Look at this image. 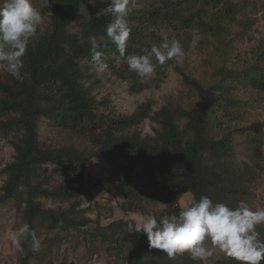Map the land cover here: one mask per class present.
<instances>
[{
	"label": "trees",
	"instance_id": "obj_1",
	"mask_svg": "<svg viewBox=\"0 0 264 264\" xmlns=\"http://www.w3.org/2000/svg\"><path fill=\"white\" fill-rule=\"evenodd\" d=\"M183 1L192 5L215 4L214 7L223 2L222 18L229 10L237 8V4H233L237 0ZM38 2L48 14L49 29L32 37L23 57L22 81L0 72V118L4 119L0 120V136L14 137L13 161L2 170L5 180L0 187V206L17 201L18 207H22L23 225L30 226V233L21 238L23 250L19 251L25 255L19 258V264H29L31 257L37 255L38 250H32L31 233L40 229L61 234L85 229L90 224L89 219L74 213V208L80 204V199H76L80 196L79 190L70 189L68 183L51 186L52 177L45 169L47 165L64 174H75L77 181L82 179L92 158L102 155L119 159L124 173L111 190L130 194L127 206H122L125 213L131 211L133 205L135 207L142 194L147 198L166 196L173 199V205L156 216L157 219L178 215L181 208L177 203L187 193L197 201L201 196H207L214 203H225L230 207L241 201L247 203L256 173L247 163L234 165L230 160L234 153L233 135L246 131L231 125L245 116V107H242L245 102L233 95L238 87L264 94V64L239 70L218 67L199 77L179 72L190 92V104L154 110L151 102H145L130 115H102L82 84L84 72L81 67L97 63L93 60L94 55L99 54V62L109 68L115 69L118 62L123 63L124 69L117 74L129 81L131 93L147 87L145 81L129 71L115 44L107 37L106 29L113 17L105 13L93 15L79 30L70 32L68 28L80 15L83 0H48L47 6L41 0ZM163 15L159 9L128 13L130 34L138 33L145 22H155ZM196 20L199 29L207 35L219 36L223 29L221 21L215 17L205 23L197 12ZM186 24L193 23L186 19ZM135 52L126 46L125 57ZM170 64L168 60L167 65L162 66L166 68ZM40 120L68 130L87 141L93 149L43 145L38 137ZM145 121L154 126L151 135H142L140 126ZM216 130L223 136H210ZM252 133L253 151L259 161L264 132L254 127ZM206 153L213 155L216 162L207 160ZM40 198L71 200L72 203L66 210H50L43 207ZM130 224L134 222L118 220L107 226L96 223L87 229V235L91 241L113 249L115 257L123 263L201 264L187 252L170 258L159 250L149 249L146 236L130 232ZM259 230L264 236V227Z\"/></svg>",
	"mask_w": 264,
	"mask_h": 264
},
{
	"label": "rangeland",
	"instance_id": "obj_2",
	"mask_svg": "<svg viewBox=\"0 0 264 264\" xmlns=\"http://www.w3.org/2000/svg\"><path fill=\"white\" fill-rule=\"evenodd\" d=\"M31 2L42 15V22L37 26L35 34H43L49 29L48 14L38 0ZM107 3L108 0H83L80 15L68 30L70 32L79 30L83 22L93 15L103 13ZM233 4H237V8L234 5L233 11L229 10L222 18L223 2L214 7L215 4L192 5L183 0H130L129 13L159 9L164 14L155 22H145L139 27L138 33L129 34L127 46L137 51L134 55H145L153 46L159 48L164 42L170 43L172 40L179 41L185 54L179 61L169 60L171 64L166 68L152 56L154 74L145 81L146 89L137 93H131L129 81L117 74L124 69L122 62H118L115 69L107 66L102 72L97 70L98 63L82 66L83 87L94 98L95 104H98V113L130 115L145 102H151L154 110L165 106L170 108L190 104V92L182 82L179 72L199 77L212 73L218 67L239 70L253 64H264V0H237L233 1ZM197 12L205 23L211 22L213 17L221 21L223 29L219 36L207 35L199 29ZM186 19L193 24H186ZM163 65H167V61ZM162 70L165 72L160 74ZM233 96L245 102L242 105L245 107V116L231 125L244 128L246 131L233 135L234 153L230 160H233L234 165L243 162L255 168L256 182L251 188V195L247 197V204L253 210L264 208V143L259 153V161L253 151L255 146L251 143L254 127L264 132V94L238 87L234 90ZM153 127L149 121H145L140 126L142 135H151ZM213 135L219 138L223 136L217 130L210 136ZM38 137L43 145L53 147L75 145L79 149H93L87 141L75 137L66 129L50 126L43 120H40ZM13 140V136L6 138L0 136V187L5 180L2 170L13 161ZM205 155L207 160L216 162L213 155L209 153ZM45 169L52 177L51 186L68 183L70 189L79 190L80 196L76 199H80V204L74 208V213L89 219L90 224L85 229L69 230L61 234L40 229L35 231L40 240V248L37 255L31 257L29 264H121L124 261L115 257L113 249L91 241L87 229L96 223L107 226L118 220H132L135 223L140 215L158 216L173 205L171 197L158 196L154 199L142 194L135 207L133 205V209L125 213L122 206H127L130 194L111 190V186L118 183L124 173L122 161L115 157L98 155L92 158L85 167L82 179L77 181L74 180L75 174H64L54 166L47 165ZM191 198V194H184L177 203L178 206L182 209ZM39 201L45 209L50 210H66L72 203L71 200L62 202L46 198H40ZM163 204L169 206L165 207ZM18 205L17 201H9L0 206V264H19V258L25 255L10 241L11 233L23 226L22 207L19 208ZM207 264L235 262L223 253L216 252L209 258Z\"/></svg>",
	"mask_w": 264,
	"mask_h": 264
},
{
	"label": "clouds",
	"instance_id": "obj_3",
	"mask_svg": "<svg viewBox=\"0 0 264 264\" xmlns=\"http://www.w3.org/2000/svg\"><path fill=\"white\" fill-rule=\"evenodd\" d=\"M41 3L47 6L48 0H41ZM129 6L130 0H108L102 12L113 20L107 26L106 34L115 44L120 57L124 58L129 71L144 82L154 74L152 56L163 65L171 59L179 61L185 53L179 41L172 40L164 42L159 48L153 46L145 55L125 57L131 31L126 19ZM41 22V12L31 0L0 2V70L22 81L23 57ZM93 60L98 63V71L107 68L106 64L99 62V54L94 55ZM261 227H264V208L253 210L243 201L230 207L225 203H214L207 196H201L198 201L191 198L178 215H166L159 219L155 215H140L134 224L128 226L130 232L146 236L149 249L159 250L170 258L187 252L201 264H207L216 252L223 253L235 264H262L264 236L259 230ZM25 233H30L28 224L10 235V241L17 250H23L21 238ZM31 246L33 251L40 248V240L34 233H31Z\"/></svg>",
	"mask_w": 264,
	"mask_h": 264
},
{
	"label": "built area",
	"instance_id": "obj_4",
	"mask_svg": "<svg viewBox=\"0 0 264 264\" xmlns=\"http://www.w3.org/2000/svg\"><path fill=\"white\" fill-rule=\"evenodd\" d=\"M124 264H127V263H124Z\"/></svg>",
	"mask_w": 264,
	"mask_h": 264
}]
</instances>
